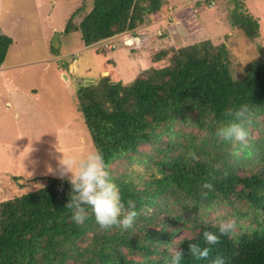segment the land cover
<instances>
[{
    "label": "trees",
    "instance_id": "1",
    "mask_svg": "<svg viewBox=\"0 0 264 264\" xmlns=\"http://www.w3.org/2000/svg\"><path fill=\"white\" fill-rule=\"evenodd\" d=\"M235 2L231 26L250 40L257 38L258 18L246 11L243 0ZM163 5L164 0H93L77 23L83 7L72 12L63 33L79 32L89 46L135 32ZM11 43L0 33V66ZM159 61L166 65L156 66ZM150 64L129 82L105 76L76 91L77 109L110 172L121 159L156 166L157 174L141 186L129 173L111 172L124 203L135 202L133 227L101 229L91 212L76 224L65 208L72 194L68 178L38 177V188L0 202V264H171L174 244L183 251L180 264H214L217 257L225 264H264V47L240 64L238 75L226 45L210 39L160 50ZM244 104L250 112L242 148L216 132L234 119L224 113ZM145 146L150 151L138 157ZM205 182L213 189H203ZM219 205L232 210L236 231L206 245L203 232L219 234L224 219L202 217ZM184 229L190 236H179ZM191 243L209 247L208 257L192 256Z\"/></svg>",
    "mask_w": 264,
    "mask_h": 264
},
{
    "label": "rangeland",
    "instance_id": "2",
    "mask_svg": "<svg viewBox=\"0 0 264 264\" xmlns=\"http://www.w3.org/2000/svg\"><path fill=\"white\" fill-rule=\"evenodd\" d=\"M235 1L164 0L160 14L135 32L85 46L79 32L64 34L63 30L72 12L83 7L74 18L77 23L93 0H0V33L13 41L3 62L10 67L0 70V202L38 188L41 180L35 178L62 177L63 152L75 157L95 152L77 109L80 84L105 76L129 82L151 65L156 52L202 39L224 43L233 73L240 74V64L256 58L258 48L264 47V0H243L246 11L259 20L260 34L253 40L229 22ZM136 32L138 37L133 35ZM20 86L29 99L8 91ZM141 150L140 158L150 148ZM111 172L114 176L129 173L139 186L157 174L152 163L124 159L115 162ZM231 211L219 205L202 218L219 223L222 217L221 221L234 219ZM179 236L190 234L184 229ZM177 248L174 244L172 250Z\"/></svg>",
    "mask_w": 264,
    "mask_h": 264
},
{
    "label": "clouds",
    "instance_id": "3",
    "mask_svg": "<svg viewBox=\"0 0 264 264\" xmlns=\"http://www.w3.org/2000/svg\"><path fill=\"white\" fill-rule=\"evenodd\" d=\"M249 112V107L246 104L241 105L238 110L228 109L224 115L234 119L220 127L216 135L223 140L240 142L242 148L246 147L248 131L244 127V122L249 116ZM189 156L193 160L198 159L195 153L190 152ZM59 164L61 176L68 177L72 189L71 197L65 208L72 210L71 219L73 222L78 225L83 224L91 212L101 229L118 226L127 230L133 227L138 216L135 202L128 200L126 205L122 200L119 186L112 178L102 152L97 150L84 157L68 156L63 152ZM202 188L212 190L213 185L205 182ZM201 195L206 198L207 192L202 191ZM218 231L219 234L207 230L203 232V240L206 245L218 244L221 236L231 238L236 231V221L229 219L220 222ZM210 250L209 247L191 243L188 252L197 259H206ZM182 256L183 251L172 250L171 264H180ZM214 264H225V262L222 258L217 257Z\"/></svg>",
    "mask_w": 264,
    "mask_h": 264
},
{
    "label": "crops",
    "instance_id": "4",
    "mask_svg": "<svg viewBox=\"0 0 264 264\" xmlns=\"http://www.w3.org/2000/svg\"><path fill=\"white\" fill-rule=\"evenodd\" d=\"M13 42V41H12ZM12 44V43H11ZM9 48H10V46H9ZM8 51H9V49H8ZM8 53V52H7ZM5 61V60H4ZM8 67H10V66H7V65H5V66H3V64L0 66V70H1V72H2V70L3 69H7ZM26 88H23V87H19V88H14V89H9L8 91L10 92V93H15L16 95H17V97L19 98V99H22V98H27V99H29V97H28V94L29 93H27V91L25 90ZM31 93V92H30ZM7 103V106H8V108H10L11 107V102H10V100H9V103L8 102H6Z\"/></svg>",
    "mask_w": 264,
    "mask_h": 264
}]
</instances>
